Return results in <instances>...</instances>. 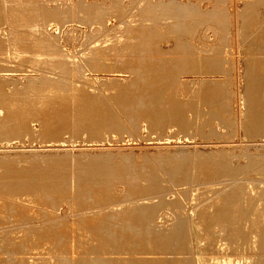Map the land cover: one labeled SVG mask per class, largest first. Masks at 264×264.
Returning a JSON list of instances; mask_svg holds the SVG:
<instances>
[{"label": "rangeland", "instance_id": "1", "mask_svg": "<svg viewBox=\"0 0 264 264\" xmlns=\"http://www.w3.org/2000/svg\"><path fill=\"white\" fill-rule=\"evenodd\" d=\"M256 118L264 0H0V237L197 264L193 223L224 235L241 219L221 210L230 189L264 220ZM176 229L178 250L146 239ZM19 240L0 261L32 254Z\"/></svg>", "mask_w": 264, "mask_h": 264}, {"label": "bare ground", "instance_id": "2", "mask_svg": "<svg viewBox=\"0 0 264 264\" xmlns=\"http://www.w3.org/2000/svg\"><path fill=\"white\" fill-rule=\"evenodd\" d=\"M7 4H9V2H7ZM45 55L43 54V56ZM121 97L122 95L118 96L119 99ZM257 104H260V103L258 102ZM254 125H255V128L263 127L264 120L261 118H256L254 119ZM224 182L225 181H223V183ZM227 185H229V183ZM236 188L237 187L230 189V191L228 192V196H227L228 197L227 199L228 201H230V203L224 206L226 208H222L221 210L226 209L225 213L223 214L230 216V218L233 217L235 219L237 218H241V219L240 220L231 219L230 220L231 223H228L229 229L224 235H216L212 230L208 228V223H206L205 226H202L199 223H193V227H194L193 232H194L195 239L197 242V245H196L197 247H196V252H195V258H196L197 264H263L264 263V220L263 218H261V220L258 219V217L254 218L253 215L255 214H250V213L242 214V213L234 212V211L244 208L243 204L241 205L236 204L235 198L240 197L242 199L246 194H248L241 187L240 188L238 187L237 189ZM140 205L143 206L144 204H140ZM152 207H148V209ZM227 208H229L233 212L229 213V210ZM89 209L93 211L92 207ZM104 209H107V208H104ZM89 211L90 210H88V212ZM224 215H217V216L222 217ZM252 226H255V228L254 229L249 228ZM37 231L38 230H36V232ZM168 232L169 231H167V233ZM58 233L56 232V235H58ZM104 233L105 231L98 230L95 233L97 234L98 239L92 238L89 234H84L85 237L81 241L82 242L81 245H84L85 246L84 248L87 250L88 248L89 249L91 248L90 245H92V243L93 245L96 243V246L92 245L93 247L102 246L103 244L106 243ZM164 233L163 231H160V230H158L157 232H151V234H155L156 236L155 237L147 236L146 239L148 240V242L155 243L156 245L161 247L162 250L164 249L178 250L177 248H180V245L185 243V240L183 239V231L181 230L176 229L172 232H169L168 235ZM159 234H162V235L160 236ZM58 236H60V234ZM25 237L26 236L24 233L18 234L15 231L11 232L9 236L0 237V243L7 247L17 246L18 243L16 242V240L18 239L23 240L25 242L23 245L24 246L29 245L28 248L30 252L32 253V254H29L28 256L23 254L24 256L19 257L17 261H14V260H11V261L7 260L4 262L0 261L2 264H60V263L62 264H82V263H85V264H126L127 259H128L126 257H124L123 259L112 257V259L110 260L108 259V258H111L110 256L107 257L103 255V256L98 257L95 254L94 255L89 254L85 251H84L85 253L82 254L80 252L81 250H79L78 247L76 248L74 246L68 249V252H66V255H63V254H59L61 250L59 249V247H56V245H54V242H50L48 240L46 242L38 240V239L35 240V239H32L31 237L29 238V240H27V238ZM41 237H43V235ZM43 242L45 243L43 244ZM72 242H74V240ZM134 243L136 244L138 243V241L136 240ZM212 243H215L216 246L212 245ZM251 249H253L254 251H257V250L258 251L255 253L249 252V250ZM57 250L59 251L56 252ZM65 251L63 253H65ZM206 251H210V252H206ZM259 254H262V255L260 256ZM4 255L3 254L0 255V258L1 256H4ZM18 255H20V253ZM168 256H170V254H165V257H168ZM157 257H159V255ZM184 257L185 256L183 254L176 253L174 257H169L167 259H163L157 262L156 261H152L151 263L148 262L147 264H185L184 261H182V260H185ZM119 260H123V261L120 262ZM143 264H146V263H143Z\"/></svg>", "mask_w": 264, "mask_h": 264}]
</instances>
